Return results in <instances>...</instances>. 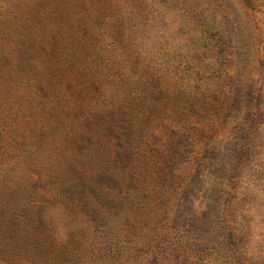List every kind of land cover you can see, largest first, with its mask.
Masks as SVG:
<instances>
[{"label":"rangeland","instance_id":"374dc122","mask_svg":"<svg viewBox=\"0 0 264 264\" xmlns=\"http://www.w3.org/2000/svg\"><path fill=\"white\" fill-rule=\"evenodd\" d=\"M96 1L123 19L110 62L158 113L140 167L91 184L109 206L65 221L45 264H264V0Z\"/></svg>","mask_w":264,"mask_h":264},{"label":"trees","instance_id":"16d2710c","mask_svg":"<svg viewBox=\"0 0 264 264\" xmlns=\"http://www.w3.org/2000/svg\"><path fill=\"white\" fill-rule=\"evenodd\" d=\"M92 2L0 0V264H45L63 224L82 231L109 206L91 184L140 167L158 109L110 62L122 16L105 23Z\"/></svg>","mask_w":264,"mask_h":264}]
</instances>
